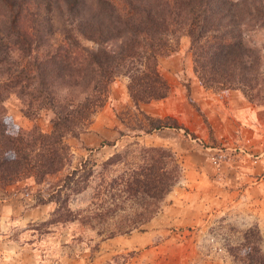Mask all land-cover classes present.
<instances>
[{
	"label": "trees",
	"instance_id": "16d2710c",
	"mask_svg": "<svg viewBox=\"0 0 264 264\" xmlns=\"http://www.w3.org/2000/svg\"><path fill=\"white\" fill-rule=\"evenodd\" d=\"M51 1L32 5L30 0H0V22L8 28L7 35L0 34V189L28 178L42 183L70 166L68 138L88 129L120 76L128 79L134 107V121L121 118L130 131L142 135L182 128L176 118L154 117L142 104L171 92L159 58L176 50L183 35L190 38L203 84L237 89L264 103L262 0H93L97 12L90 18L82 17L84 0H64L70 10L61 30L53 29ZM24 17L31 18L28 25L22 23ZM59 31L61 39L56 38ZM11 36L16 37L13 44ZM15 48L22 59L12 62ZM13 92L31 119L51 109L50 132L38 124L26 129L15 122L5 105ZM183 175L171 148L130 142L100 164L81 161L55 184L48 200L57 205L51 223L77 221L94 229L100 240L141 230L161 211ZM92 181L94 193L87 205L73 208V197ZM255 230L261 237L258 227L248 233ZM249 249L247 255L253 247Z\"/></svg>",
	"mask_w": 264,
	"mask_h": 264
},
{
	"label": "rangeland",
	"instance_id": "374dc122",
	"mask_svg": "<svg viewBox=\"0 0 264 264\" xmlns=\"http://www.w3.org/2000/svg\"><path fill=\"white\" fill-rule=\"evenodd\" d=\"M30 2L35 5L39 0ZM51 2L53 29L61 30L68 24L70 7L64 0ZM81 9L82 17L87 18L97 12L93 0H84ZM22 20L26 25L31 22L27 17ZM7 33L8 28L1 24L0 34ZM63 37L62 31L56 33L57 39ZM15 40L11 36L10 44ZM190 44V38L183 35L176 50L159 58V70L169 82L171 92L166 98L142 104L154 117L176 118L182 128L165 127L142 135L130 131L121 118L134 121V107L128 79L120 76L111 84L107 102L88 129L79 137L68 138L73 152L70 166L42 183L28 178L0 189V264L27 263L33 255L32 260L37 264H264L258 258L260 255L264 258V103L249 100L237 89L203 84L195 71ZM16 48L11 52L12 62L22 59ZM5 105L9 115L22 127L32 129L38 124L44 132L52 130L51 109L44 108L31 119L22 112V102L16 92L9 95ZM121 131L125 134L121 135ZM136 140L171 148L182 163L183 178L167 196L161 211L165 206L186 205L184 194L192 192L198 180L205 182L199 191V200L205 209L199 221L173 223L170 220L161 226L162 232L156 239L151 235L155 230L146 224L134 235L142 234L143 239L128 245L125 234L118 239L100 240L94 229L83 227L77 221L51 223V214L57 205L48 200L55 184L70 169L86 159L100 164ZM214 179L231 188L232 193L236 191L227 204L212 201L217 186L211 183ZM95 182L73 197V208L87 205ZM30 204L39 206L36 216L44 211L47 214L42 219L20 223L21 206ZM171 214L183 215L178 210ZM184 218L193 217L185 210ZM255 227L259 228L261 237L256 230L248 233ZM249 246L253 249L247 255Z\"/></svg>",
	"mask_w": 264,
	"mask_h": 264
},
{
	"label": "crops",
	"instance_id": "0c3cea01",
	"mask_svg": "<svg viewBox=\"0 0 264 264\" xmlns=\"http://www.w3.org/2000/svg\"><path fill=\"white\" fill-rule=\"evenodd\" d=\"M177 115V114H176ZM219 178V177H218ZM197 180V179H196ZM217 182V183H216ZM212 185H217L215 188V191L212 193V201H216L217 203H220L221 205L224 203H228V200L230 198V196L236 191H233V193L231 192V188L224 186V184L221 181H218V179H214L212 182ZM195 185V189H193V191H187V193L184 194V199H185V204L182 207L180 206H176V207H172V206H165V209L161 211V213H159L158 215H156L151 221H149L147 224H149L151 227H153V229L155 230L151 235L153 236V239H156V235L159 234L160 232H162L161 226L162 228L164 227L163 225H166L165 223L169 222L170 220L173 221V223H184L186 220H193L195 219L196 221H199L202 217L203 214L205 212V209L202 208L204 203L202 201H200V190L204 187L205 182L203 180H198L197 183L194 184ZM188 201H191V204H188ZM39 208V206H36L35 204H30L29 206H21V217L19 222L20 223H26L25 221H34L36 219H42L45 217L46 211L43 212L42 215L36 216V211ZM178 210L179 212L182 211V216L179 215H174L171 214V211H175ZM185 210H187V212H189L193 218H184V214H185ZM179 214V213H178ZM155 233V234H154ZM126 236H128V238L126 239V243L128 244H133L134 242H138L140 240L143 239L144 236H142V234L139 236H134L135 235V231L129 233V234H125ZM124 235H120V236H115L113 238H110L108 240H112V239H118L119 237H122ZM149 237V236H147ZM25 248H27V246H25ZM10 253V252H7ZM34 254V253H33ZM6 257V254L5 256ZM34 258L31 256V258L29 259V262H20V263H15V264H37V261L32 260Z\"/></svg>",
	"mask_w": 264,
	"mask_h": 264
}]
</instances>
